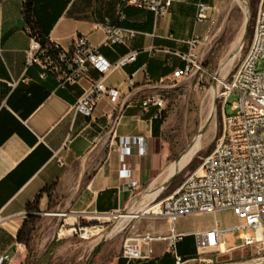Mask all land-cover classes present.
I'll return each instance as SVG.
<instances>
[{"label": "crops", "instance_id": "0c3cea01", "mask_svg": "<svg viewBox=\"0 0 264 264\" xmlns=\"http://www.w3.org/2000/svg\"><path fill=\"white\" fill-rule=\"evenodd\" d=\"M205 1L215 5L220 0ZM24 9L25 0H0V256L4 264H61L58 245L64 237L44 238L33 251L18 241L29 216L27 205L40 194L39 206L46 207L43 189L53 185V207L67 212V222L73 225L80 218L98 219L126 210L136 191L169 172L173 164L167 166L159 146L161 109L145 106L144 101L159 96L163 83L176 79L174 71L189 64L213 24L197 20L195 0H172L169 12L157 23L151 11L133 6L125 7L121 18L119 0H34V19L62 49L72 48L76 37L83 35L113 64L128 53L136 54L104 80L107 87H118V101L112 103L104 96L88 117L73 106L100 73L91 69L88 78L62 86L58 74L43 64L27 65L31 35ZM115 25L135 34L124 43L106 45L107 27ZM128 138L135 141L123 159L122 142ZM123 169H129L130 175L123 176ZM227 211L236 223L230 210L208 212ZM185 216L176 223L186 235L176 244L180 262L167 240L151 241L144 246L142 258L128 259L122 254L123 239L114 235L101 236L74 264H208L196 243L186 240L214 222L188 227ZM163 220V225L152 219L136 221L132 229L165 235L170 222Z\"/></svg>", "mask_w": 264, "mask_h": 264}, {"label": "built area", "instance_id": "2783aa9c", "mask_svg": "<svg viewBox=\"0 0 264 264\" xmlns=\"http://www.w3.org/2000/svg\"><path fill=\"white\" fill-rule=\"evenodd\" d=\"M197 20L214 23L211 17L212 6L205 0H195ZM172 5V0H119L121 18L125 17L124 8L133 6L151 11L154 21L164 17ZM135 30L120 25L107 27L106 45L124 43ZM78 53H71V48L62 49L54 44L55 58L47 55L48 48H43L35 36L30 37L26 50V64L54 65L58 72L60 84L74 85L88 78L91 69L100 73L97 79H91L90 87L75 103V112L91 117L99 101L109 97L116 103L120 96L118 87H107L105 78L118 66H123L135 59V53L124 55L115 64L109 62L100 48L91 45L83 35H79ZM195 44L193 43V46ZM51 61V62H49ZM264 3L258 7L252 42L239 69L232 81L226 86L224 107L233 93L238 100L231 104L230 113L224 109L222 135L215 148L204 159L197 171L193 172L182 185L171 195L164 198L152 214L168 219V234L144 233L128 237L122 246V254L128 259H140L145 245L154 240H167L177 262L182 260L178 255L176 244L183 240L185 233L179 232L176 223L181 216L208 211L230 210L238 221L232 225H223L216 217L212 227L193 234L199 250L214 248L222 250L226 245V231L239 230L242 245L264 249ZM194 64L192 55L189 64L174 71L176 79L187 75ZM162 99L150 97L144 105L161 107ZM133 138L123 139L122 157L131 153ZM123 176H129L130 170L123 169ZM135 185V182H133ZM67 215V212H63ZM0 264L4 258L0 256Z\"/></svg>", "mask_w": 264, "mask_h": 264}, {"label": "rangeland", "instance_id": "374dc122", "mask_svg": "<svg viewBox=\"0 0 264 264\" xmlns=\"http://www.w3.org/2000/svg\"><path fill=\"white\" fill-rule=\"evenodd\" d=\"M261 2L264 0H220L211 5V17L214 21L210 34L204 38L193 53L194 64L190 72L179 79L163 83L158 93L162 99L161 115L163 131L160 149L167 156V166L178 161L190 148L196 145L197 151L188 164L177 172L170 182H162L168 175V170L149 187L136 191L126 210L117 211L99 218H80L73 225L68 224V215H63L61 209H54V190L45 192L48 198L47 206H39L36 219L31 222L28 232V247L30 251L37 243L47 237H64L59 242L58 250L61 264H74L79 256H84L90 247L101 237L121 236L123 243L128 237L143 235L145 231L132 229L134 222L152 219L156 224L163 225L161 216L145 213L124 221L119 213L144 211L147 205H154L176 191L193 172L197 171L204 159L215 148L222 135L223 113L231 111V104L238 100L233 93L224 107L226 86L232 81L233 75L239 69L252 42L255 17ZM247 8V16L245 14ZM247 17L246 31L243 43L237 50V41ZM53 59L54 57L51 56ZM51 62V61H49ZM48 65L49 71L58 74L54 65ZM264 63H261V68ZM216 91V92H215ZM213 105V106H212ZM213 109V110H212ZM212 114V115H211ZM163 184L161 191L154 196L150 189ZM149 191V192H148ZM38 205L40 202L38 201ZM119 214V215H117ZM223 225L233 224L229 211L206 212L202 215H186L185 224L193 227L201 224H211L216 217ZM73 228V230H70ZM90 229V231H88ZM90 235L89 238H86ZM240 231H226L224 240L227 246L222 250L205 248L202 255L209 259L208 264H264V249L242 245ZM187 243L195 242L193 234L187 235ZM69 238V239H68ZM61 259V258H60ZM250 262V263H249Z\"/></svg>", "mask_w": 264, "mask_h": 264}, {"label": "trees", "instance_id": "16d2710c", "mask_svg": "<svg viewBox=\"0 0 264 264\" xmlns=\"http://www.w3.org/2000/svg\"><path fill=\"white\" fill-rule=\"evenodd\" d=\"M33 1L34 0H25V9H24V15L25 19L29 28V32L31 36H35L39 42L41 43L43 48H48L47 55H50L55 58L56 50H54V43L51 42L41 31L39 25L37 24L36 20L33 17L32 9H33ZM160 123H163L162 115L160 119ZM53 187H45L43 191H47ZM40 194L37 195V197L34 199L33 202H30L27 205V209L29 212L28 219L25 221V224L22 228V230L18 234V241L23 242L28 246V232H29V226L31 225V222L36 219V212L38 211L39 205H38V198Z\"/></svg>", "mask_w": 264, "mask_h": 264}, {"label": "bare ground", "instance_id": "6f19581e", "mask_svg": "<svg viewBox=\"0 0 264 264\" xmlns=\"http://www.w3.org/2000/svg\"><path fill=\"white\" fill-rule=\"evenodd\" d=\"M247 8H245V14H246V16H247ZM246 24H247V17H245V20H244V25H243V29H242V31H241V34H240V36H239V41H241V37H242V35H243V33H244V30L246 29L245 28V26H246ZM241 47V46H240ZM237 48V47H236ZM238 49H239V47H238ZM237 49V50H238ZM71 53H78V40H75V42H74V44H73V46H72V48H71ZM216 92V91H215ZM213 106V105H212ZM213 110V109H212ZM212 115V114H211ZM196 151H197V146L196 145H194V146H191V148L178 160V161H176L175 163H173V165L170 167V171H169V177H170V179H166L167 181H166V183H164V184H167L168 182H170L171 181V179L174 177V175L176 174V172L177 171H179L181 168H183V167H185L187 164H188V162L190 161V159L192 158V156L196 153ZM168 178V177H167ZM164 186H163V184H161L160 186H158V187H155V188H153V189H151V193L154 195V196H156L160 191H161V189L163 188ZM149 192V191H148ZM160 204V202H158V203H155L154 205H147L148 206V208L146 209V210H144L143 212L142 211H140V210H138V211H131V212H129V213H119L120 214V217H122L123 219H124V221H128V220H130L131 218H135V217H137V216H139V215H144L145 213H151V212H153L155 209H157V207H158V205ZM119 214H117V215H119ZM72 230H73V228H72ZM88 231H90V229H88ZM224 245L225 244H223L222 245V248H224ZM250 263V262H249Z\"/></svg>", "mask_w": 264, "mask_h": 264}]
</instances>
